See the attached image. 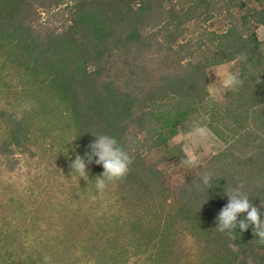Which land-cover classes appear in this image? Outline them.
I'll return each mask as SVG.
<instances>
[{"label":"trees","instance_id":"1","mask_svg":"<svg viewBox=\"0 0 264 264\" xmlns=\"http://www.w3.org/2000/svg\"><path fill=\"white\" fill-rule=\"evenodd\" d=\"M34 1H16L0 31L15 41L31 73L45 75L38 89L48 88L71 113L77 142L88 151L95 135L113 136L133 158L124 179L144 192H167L170 215L197 239L226 248L224 261L264 264V243L251 225L231 236L216 229L225 191L241 181L264 212V51L254 30L264 25V0H37L45 11L65 3L58 13H67L69 23L59 29L33 24ZM216 17L225 23L221 31L210 28ZM240 53L248 57L238 62L244 83L226 92L221 120L247 152L218 151L171 183L163 159L153 154L158 137L169 128L173 134L208 96L207 68ZM140 134L139 146H132ZM204 171L212 173L208 189ZM166 236L159 242L169 248Z\"/></svg>","mask_w":264,"mask_h":264},{"label":"rangeland","instance_id":"2","mask_svg":"<svg viewBox=\"0 0 264 264\" xmlns=\"http://www.w3.org/2000/svg\"><path fill=\"white\" fill-rule=\"evenodd\" d=\"M16 1L22 0H0V20ZM32 4L37 28L69 23L67 13H58L65 3L51 11L37 0ZM212 21L211 29L225 27L222 17ZM254 30L264 51V25L255 24ZM14 43L0 31V264H230L222 259L226 248L197 239L170 215L167 192H144L126 179L99 191L96 177L103 168L95 163L88 165L89 180L79 179L70 165L86 148L77 142L71 113L48 88L38 89L45 75L31 73ZM226 68L236 72L238 62L207 68L208 96L173 134L169 128L158 137L153 154L163 159L171 183L218 151L247 152L221 120L228 90L217 75ZM142 136L133 138L132 146ZM189 152L199 157L198 167L182 163ZM163 234L169 248L159 242ZM231 264L252 263L236 259Z\"/></svg>","mask_w":264,"mask_h":264},{"label":"clouds","instance_id":"3","mask_svg":"<svg viewBox=\"0 0 264 264\" xmlns=\"http://www.w3.org/2000/svg\"><path fill=\"white\" fill-rule=\"evenodd\" d=\"M245 53H240L236 57L237 62L247 61ZM250 67V65H249ZM219 81L224 89L238 90L244 83L242 74L239 71L233 72L230 68L224 69L219 75ZM96 139L87 147L83 156L77 154L70 167L72 171L79 174V179L89 180L88 165H101L103 172L96 177V188L103 191L109 182H116L124 179L130 171L133 158L123 146L113 136L107 134L95 135ZM189 167L199 166V157L192 153H187L182 161ZM201 184L210 187L212 173L204 171L200 173ZM245 183L241 181L235 187L225 191L227 203L220 209L216 217V229L231 236L237 228L241 232L247 230L249 226L255 229V236L260 243H264V212L251 202L250 197L244 191ZM243 218L238 219V217Z\"/></svg>","mask_w":264,"mask_h":264}]
</instances>
